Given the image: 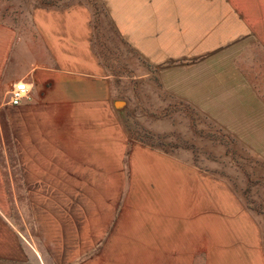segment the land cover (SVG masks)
Instances as JSON below:
<instances>
[{
    "label": "rangeland",
    "instance_id": "obj_1",
    "mask_svg": "<svg viewBox=\"0 0 264 264\" xmlns=\"http://www.w3.org/2000/svg\"><path fill=\"white\" fill-rule=\"evenodd\" d=\"M37 3L0 0V20L35 43ZM180 3L183 34L170 31L150 56L133 60L122 38L112 69L123 127L110 162L88 164L87 179L52 181L41 194L0 196L24 252L0 264H144L118 249L129 216L157 215L135 200L134 155L168 175L182 200L160 212L163 220L195 223L178 243H147L161 246L152 264H264V23L253 19L264 0ZM101 14L110 50L116 37Z\"/></svg>",
    "mask_w": 264,
    "mask_h": 264
},
{
    "label": "crops",
    "instance_id": "obj_2",
    "mask_svg": "<svg viewBox=\"0 0 264 264\" xmlns=\"http://www.w3.org/2000/svg\"><path fill=\"white\" fill-rule=\"evenodd\" d=\"M180 5V0H97L95 6L38 0L30 16L35 43L24 38L18 25L0 20V196L41 194L56 187L52 181L87 179L88 164L110 162L109 151L119 148L123 127L115 89L119 76L112 69L113 61L121 60L122 38L133 60L138 53L150 56L152 45H165L170 31L178 34L182 29L183 34ZM104 12L111 25L108 32L116 37L110 50L103 38L108 34ZM253 19L257 25L264 23V6ZM18 82L26 83L28 93L14 105L10 90ZM136 158L135 200L142 211L153 207L157 215H128L118 249L152 264L160 260L161 246L147 243H178L183 234L193 232L195 223L180 218L172 227L163 220L160 212L166 207L177 211L182 200L168 175L156 176L155 169ZM19 238L0 211V258L15 261L23 256Z\"/></svg>",
    "mask_w": 264,
    "mask_h": 264
},
{
    "label": "built area",
    "instance_id": "obj_3",
    "mask_svg": "<svg viewBox=\"0 0 264 264\" xmlns=\"http://www.w3.org/2000/svg\"><path fill=\"white\" fill-rule=\"evenodd\" d=\"M28 89L25 82H18L12 85L10 90V102L14 105H18L23 98L27 96Z\"/></svg>",
    "mask_w": 264,
    "mask_h": 264
},
{
    "label": "water",
    "instance_id": "obj_4",
    "mask_svg": "<svg viewBox=\"0 0 264 264\" xmlns=\"http://www.w3.org/2000/svg\"><path fill=\"white\" fill-rule=\"evenodd\" d=\"M119 103H120V102H118V106H120V104H121V103H120V104H119Z\"/></svg>",
    "mask_w": 264,
    "mask_h": 264
}]
</instances>
